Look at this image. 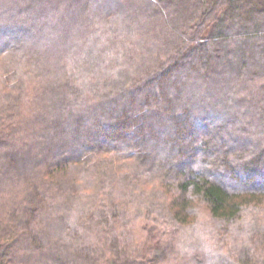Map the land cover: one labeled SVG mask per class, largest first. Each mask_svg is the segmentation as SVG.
Segmentation results:
<instances>
[{"label":"trees","instance_id":"obj_1","mask_svg":"<svg viewBox=\"0 0 264 264\" xmlns=\"http://www.w3.org/2000/svg\"><path fill=\"white\" fill-rule=\"evenodd\" d=\"M55 1L0 4V57H20L0 63V208L4 193L24 183L21 194H13L9 212L0 215V264H32L35 253L52 264L79 257L92 264L99 259L102 264H161L173 249L157 247L161 242L155 241V227L163 230L161 225L169 221L172 229L179 228L196 213L197 204L206 206L221 229L239 224L245 227L243 234L252 236L226 253L227 264H264V0L117 2V9L106 11V19L145 11L167 18L164 38L155 36L161 48L136 71L112 66L95 77L94 66L83 64L89 87L75 79L76 68L69 63L61 65L54 84L37 80V65L21 63L30 54H14L33 50L30 34L42 29V19L50 31L57 16L69 18L70 4L85 6L87 23L97 24L109 7L107 0ZM94 49L87 47L84 55ZM63 91L66 98L58 97ZM35 106L42 113L31 118L27 110ZM29 127L33 139L41 142L38 146L19 137ZM30 149L37 152L32 160L25 159ZM90 160H98L93 163L100 167ZM80 164L86 170L80 175L89 177L77 179L76 171L67 172ZM58 171L59 177L53 174ZM122 184L127 194H150L152 210L165 219L148 214L139 244L137 237L124 233L100 239V248L82 247V225L109 233V225L121 224L124 212L118 203L131 197L123 194ZM87 185L100 189L96 207L85 221L80 216V225L77 216L73 223L66 221L76 210L72 188L86 191ZM57 196L68 206L66 218L61 214L55 220L68 224L60 233L37 229V222L29 220ZM63 235L64 241L57 238ZM23 245L25 253L20 252Z\"/></svg>","mask_w":264,"mask_h":264},{"label":"rangeland","instance_id":"obj_2","mask_svg":"<svg viewBox=\"0 0 264 264\" xmlns=\"http://www.w3.org/2000/svg\"><path fill=\"white\" fill-rule=\"evenodd\" d=\"M17 1L21 2L23 0H0V4H17ZM46 1L53 3L54 0ZM59 2L60 0L55 1L54 5L59 4ZM65 2L70 4L67 0ZM117 2L123 3V0H107V5L109 7H107V9H104V11L100 13L99 24H97V21H94L93 23L88 21L89 23H87L86 20L88 18V14H85V6L82 5L74 8L70 4L68 8L69 11L71 10L68 13L69 18H66L64 20L63 16L65 14L57 16V11V17L55 18L56 20L53 23V26L55 27L53 29L51 28L52 30L50 31L46 19H42L40 22L41 25L39 24V28H42L43 32L42 29H38L36 30L37 32L34 31L35 33L30 34V39L34 40V42L36 43V46L33 48V50H23L21 51V53L17 51V53L14 54L20 56L26 53L30 54L28 60L23 59V62L21 63H34L33 68H35V65H37V67L40 69L39 72H41V75L36 76V79L44 81V83L47 80L54 84V80H57L58 76H60V67L64 63H69L76 68L75 79H81V82L84 83V85L82 86L86 85L87 87H89V79L87 78V76H85V70L92 67L90 63L94 66L93 68H95V77H102L103 70H105L107 67L112 66H117L116 70H122L129 67L133 68V70L136 71L140 64H144L147 60H154L157 56V51L161 48V46L159 45L160 41H157V39H155V36L159 39L164 38V36L162 35L163 33H161V29L165 27L164 23L166 22L167 18L159 14L153 15L151 12L145 11L144 13H142L143 15L141 14L140 16L139 14L140 17L138 15H136V17H131L134 12H130V14L128 12L126 14L123 13L117 16V19H106L104 17L106 15V11L108 9H117V7L115 6V3ZM127 2L128 1H125L123 4ZM13 4L10 5V7L14 8L15 5ZM150 10L154 11L155 8ZM94 18H96V16L91 18V20H93ZM97 25H99V27ZM97 29L99 30L98 34L95 33ZM44 30H46V32ZM69 30L70 32H68ZM55 33L62 34L59 36V34L56 35ZM21 40L25 41L26 38L22 35ZM50 41H52V43ZM87 47H90V49L91 47H93L95 49L93 50L94 52H91L90 55L85 56L84 53L87 50ZM13 56L3 55L2 57H0V63L16 62L15 60L20 58ZM86 63L88 64V68L84 67V69L83 64L86 65ZM20 66L22 65L20 64ZM1 71L2 70H0V79L3 80ZM13 71H11L12 73H8V75L11 76L10 79H12L14 75ZM3 78H5V74ZM198 84V88L199 86H202V82H199ZM204 87L205 86H203V88ZM65 94L66 91H63L58 97L66 98ZM57 105H60V103H58ZM51 106L53 109V103H51ZM22 108L23 109L20 111L25 113L26 109H24V106ZM28 109H30V106ZM27 111V114L31 118L37 117L39 116V113H42L37 109L36 106L31 111ZM30 132L31 128L29 127L26 129V132H22L21 134H19L21 141H24L25 143L28 142L32 145H37L38 143L40 144V141L33 139ZM34 149H36V147ZM33 150L30 149L31 152L28 153L24 152L25 159L32 160L33 158H35V156H37V152H33ZM90 161L92 163L99 162L98 160ZM88 164L90 165V163ZM93 164L95 167L99 166L98 164ZM82 165H74L72 168H70V171L68 170L67 172L73 173V171H76L73 175L77 177V179L87 178L91 174L85 173V175L83 176L80 175L82 171H86L84 170V167H82ZM29 171V174L31 176L37 175V171ZM53 174L59 177L60 173L58 171L54 172ZM23 184L24 183L22 182L20 183V187L18 188V190H16L14 187L9 191H6L7 195H5L4 193L1 201H4L5 206L0 208V215H3L2 211L4 212V210L9 212V206L13 202V194L16 193L20 195L24 190ZM84 187H87L86 191H82L80 188L78 189V187L72 188L70 198L72 199V202L75 203L76 213L74 210H72L69 213L66 221H72L73 223V220L77 216V223H79L80 225L81 219L82 222L85 221V219L96 207L97 203L94 202V197L97 193L99 194L98 191L100 189L97 187V185H87ZM120 187L122 188L121 191H123L124 195L131 196L133 198H120L121 202L118 203V205L124 212L123 218L120 221L121 224H112L113 228L111 227V225H109V227L111 228L109 233L104 232L102 228V230L100 229L99 231L98 227L91 228L90 226L88 227L86 225H82L80 228L81 232L84 233L82 236V247L83 245H86L90 248L97 249L99 246H101L102 239L103 241H105L106 237L108 238V240H112L114 238L116 239L118 237H124L121 235L124 233L130 238L137 237V244H139L145 237L146 229L144 225L146 219H148L146 217L148 214L153 217H156L157 215V218L162 220L165 219L162 214H159V212H157L156 210L155 212L152 210L155 208L151 206L150 203H148L150 202L148 200L151 198L150 194L144 195L142 190L138 192L132 191V194H127V186L122 184ZM82 189L84 190V188ZM151 191V193H156L157 190L152 189ZM121 193L122 192L119 191V194ZM60 197L61 196H57L56 199L52 201H56L55 203H47V205H45V208L39 211L38 215L34 219L30 218L31 220L29 221L37 222V229L44 230L50 228L53 230V232L60 233L63 225L65 226L68 224L65 221L64 223L62 222L63 224H58L59 222L55 220L61 214H63L65 218L67 215L66 208L68 206V201ZM2 205L4 204H1V206ZM197 206L199 207L196 210V213L190 215L189 221L180 225L179 228L173 227L172 229L169 221H167L166 224L161 225L163 230L161 228L159 229L155 227V232L157 233H155V241L159 240L161 242V244H157V242H155V246L156 244L157 247L160 248L164 246H172L173 249L172 252H167L168 256L163 258L161 264H227L228 261L225 260V257L226 253H230V249L232 250L233 247L237 244L240 245L241 242L246 243V241L250 242V240H253L252 236L246 235V233L243 234V231H245V227L243 228V226L239 224H232L228 226L226 230L221 229V223L218 222V220L210 217V214L208 213L205 205L197 204ZM95 218L99 219L100 223H102L101 217L95 215ZM150 223L151 222H149L148 220L147 224L149 225V227H151ZM74 225L75 224H72L73 227ZM77 225L78 224H76V226ZM59 237H61L60 239H63V241L67 238L64 235L58 236L57 238L59 239ZM160 237H162V239ZM119 240H121V238ZM126 246L128 247V245ZM24 250H26V248L23 245V247L20 248V252L25 253ZM35 254L36 255L34 256V261L32 264H52V262H48L47 256H45L44 254ZM106 254L110 255L109 249L107 250ZM64 262L65 260H60L59 262L56 261V264H64ZM92 262L95 261H86V259L79 257L78 259H72L69 264H92ZM96 263L102 264L104 263V261H101V259H99V261Z\"/></svg>","mask_w":264,"mask_h":264}]
</instances>
